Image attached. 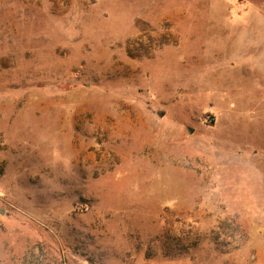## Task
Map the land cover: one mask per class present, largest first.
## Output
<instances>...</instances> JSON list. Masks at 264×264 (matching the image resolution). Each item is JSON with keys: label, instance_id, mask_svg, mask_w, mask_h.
<instances>
[{"label": "rangeland", "instance_id": "obj_1", "mask_svg": "<svg viewBox=\"0 0 264 264\" xmlns=\"http://www.w3.org/2000/svg\"><path fill=\"white\" fill-rule=\"evenodd\" d=\"M0 264H264V0H0Z\"/></svg>", "mask_w": 264, "mask_h": 264}, {"label": "water", "instance_id": "obj_2", "mask_svg": "<svg viewBox=\"0 0 264 264\" xmlns=\"http://www.w3.org/2000/svg\"><path fill=\"white\" fill-rule=\"evenodd\" d=\"M189 131L191 132V129Z\"/></svg>", "mask_w": 264, "mask_h": 264}]
</instances>
